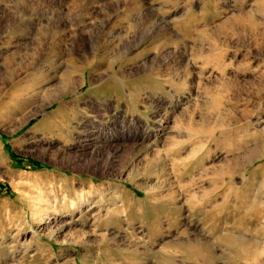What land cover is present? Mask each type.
<instances>
[{
  "label": "rangeland",
  "instance_id": "obj_1",
  "mask_svg": "<svg viewBox=\"0 0 264 264\" xmlns=\"http://www.w3.org/2000/svg\"><path fill=\"white\" fill-rule=\"evenodd\" d=\"M260 4L0 0V264H264Z\"/></svg>",
  "mask_w": 264,
  "mask_h": 264
},
{
  "label": "bare ground",
  "instance_id": "obj_2",
  "mask_svg": "<svg viewBox=\"0 0 264 264\" xmlns=\"http://www.w3.org/2000/svg\"><path fill=\"white\" fill-rule=\"evenodd\" d=\"M260 5L263 7V5H264V0H260ZM202 13V12H201ZM242 18V17H241ZM234 22V24L236 25L235 27H237V29H245V31H246V28H250L251 26H252V22L250 21V20H244V19H242V20H238V19H234L233 20ZM225 23V22H224ZM220 24L221 26H220V29H223L224 27L226 28V24ZM227 23V22H226ZM230 24V23H229ZM233 24V25H234ZM229 26V25H228ZM237 32V31H236ZM127 50V49H126ZM46 58H48V57H46ZM45 60V59H44ZM225 68V67H224ZM238 89V88H237ZM259 90V89H258ZM238 91V90H237ZM261 91V90H260ZM50 92V91H49ZM236 93V92H235ZM37 94H40V98H41V100H40V105H39V111H41L42 109H44L46 106H48V105H50V103L52 102L50 99H51V94L50 93H47V92H44V90H39L38 92H37ZM246 96V95H245ZM36 97H38V95L36 96ZM259 98V97H258ZM53 100V99H52ZM212 112L213 111H217V109L215 108V107H212L211 109H210ZM39 111H36L35 113H38ZM43 111V110H42ZM242 112H246V111H243L242 110ZM216 113V112H215ZM258 113V112H257ZM227 117V116H226ZM206 120V119H205ZM204 120V121H205ZM206 122V121H205ZM204 122V123H205ZM208 122V121H207ZM206 122V123H207ZM209 124V123H208ZM210 125V124H209ZM206 126V125H205ZM206 135V134H205ZM261 157H264V152H262V154H261V156H260V158ZM255 160V159H254ZM233 165V164H232ZM236 168V167H235ZM234 241V239H231V238H229V239H227V242H233ZM186 246V245H185ZM198 247V246H197ZM196 248V247H195ZM200 249V248H199ZM209 250V249H208ZM207 250V251H208ZM200 251V250H199ZM201 252V251H200ZM200 252H198V251H193V253H191L196 259H199V258H201V254H200ZM206 252V251H205ZM205 252H203V253H205ZM207 255V254H206ZM202 260V259H201Z\"/></svg>",
  "mask_w": 264,
  "mask_h": 264
}]
</instances>
